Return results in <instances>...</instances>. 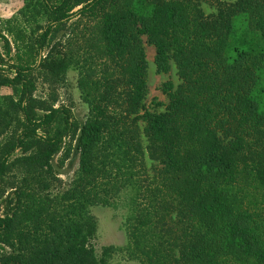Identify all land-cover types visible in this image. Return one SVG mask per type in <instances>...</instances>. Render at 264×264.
<instances>
[{"label":"trees","instance_id":"trees-1","mask_svg":"<svg viewBox=\"0 0 264 264\" xmlns=\"http://www.w3.org/2000/svg\"><path fill=\"white\" fill-rule=\"evenodd\" d=\"M202 1L26 0L24 17L29 10L45 24L35 35L7 27L26 51L19 63L5 58L13 43L0 32V86L17 96L0 105V136L8 133L0 145V264H111L117 248L101 256L92 245V208L124 193L131 259L264 264V0H217L212 15ZM78 17L95 21L99 35L84 59L57 53ZM143 36L156 49L157 73L175 66L180 80L164 84L163 112L144 106ZM71 67L89 107L83 123L71 108L34 97L37 72L53 84ZM139 121L162 165L152 179ZM67 140L77 177L53 194L54 158Z\"/></svg>","mask_w":264,"mask_h":264},{"label":"rangeland","instance_id":"rangeland-1","mask_svg":"<svg viewBox=\"0 0 264 264\" xmlns=\"http://www.w3.org/2000/svg\"><path fill=\"white\" fill-rule=\"evenodd\" d=\"M223 2H234L235 0H221ZM202 8L206 14L212 15L217 13V0H203ZM26 11V0H0V32L5 33L11 40L12 51L8 56H5L11 63H19L20 56H25V49L16 48L14 44V35L7 32V27H14L17 31L18 27H21L27 34L34 35L39 31V25H44V21L39 18V22H36L31 16L28 10V17H24L22 12ZM11 21L10 26L8 22ZM12 27V28H13ZM65 36L63 39V35ZM59 35L62 40V45L57 46V53L66 54L70 50L79 54L81 59L88 58L95 52V49L100 46L96 44L99 35L97 34V26L95 21H89L86 17H78L69 24V27ZM65 40V41H64ZM67 40H69L67 42ZM143 45L146 51L148 61V92L144 102L146 110L152 112H163L166 109V105L169 103V98L164 93V84L168 81H172L177 86L180 80L177 75V69L173 66L172 70L168 74H159L156 71L154 63L156 56V49L153 45L147 42V37H142ZM69 42L71 43L69 45ZM70 47L71 49H69ZM0 48L6 55L7 52L4 48L3 40H0ZM49 50H46L44 57L48 55ZM56 53V54H57ZM85 54V56H84ZM6 72L12 74L10 70L4 68ZM38 76V77H37ZM80 77V70L71 67L64 78L57 83L47 81L45 77H41L37 72L35 79H37V88L34 92V97L42 100H47L54 103L55 107L67 106L72 109L76 120L79 123H83L89 114L88 105L82 100L80 89L78 88V80ZM55 98V101H54ZM17 100V96L11 87L0 86V105L2 107H9L10 101ZM144 113V109L140 114ZM141 131V142L144 148V165L147 169V176L152 179L158 174L161 164L157 159H154L150 155L149 140L143 134L144 123L138 122ZM8 133L0 136V145L6 140ZM75 142L67 140L65 142L63 150L54 158V172L57 178L56 182H52L60 188H52L53 194L62 192L69 188L77 177L79 169V159L75 154L73 146ZM72 147V148H71ZM68 148H71V152L68 154ZM67 158L64 160V156ZM129 193H124L121 198L113 199L108 205H98L92 208V214L96 219V232L92 239V245L95 248L98 255L102 256L103 248L107 246H114L117 248V252L114 253L110 259L111 264H143L140 259H131L127 247L130 244V230L128 216L130 214L129 206Z\"/></svg>","mask_w":264,"mask_h":264}]
</instances>
